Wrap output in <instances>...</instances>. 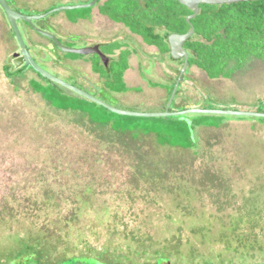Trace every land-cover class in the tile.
Returning a JSON list of instances; mask_svg holds the SVG:
<instances>
[{"label":"rangeland","instance_id":"obj_1","mask_svg":"<svg viewBox=\"0 0 264 264\" xmlns=\"http://www.w3.org/2000/svg\"><path fill=\"white\" fill-rule=\"evenodd\" d=\"M6 1L33 16L90 0ZM89 9L34 22L87 16ZM17 25L37 65L78 87L54 71L58 57L68 56L55 48V66L42 63L37 56L47 57L40 47L48 39H29ZM13 38L0 9V264H21L30 254L42 264H156L163 253L169 264H264V118L169 117H200L205 124L222 119L218 128L190 127L193 148L187 150L159 145L153 133L119 134L117 128H169L157 118L120 115L101 126L79 112L52 108L29 86L30 79L44 84L31 67L16 74ZM58 40L69 48L84 44ZM191 70L193 79L184 84L190 108L264 110V61H248L230 79ZM153 110L127 111L161 112ZM186 143L182 136L179 144Z\"/></svg>","mask_w":264,"mask_h":264},{"label":"trees","instance_id":"obj_2","mask_svg":"<svg viewBox=\"0 0 264 264\" xmlns=\"http://www.w3.org/2000/svg\"><path fill=\"white\" fill-rule=\"evenodd\" d=\"M199 9V14L191 20L194 34L184 43V48L189 56L187 69L195 67L210 80L230 79L248 61L252 59L264 61V0L216 6L200 5ZM91 10L92 8L89 9V14L82 18H88ZM98 11L113 22L123 24L131 33L140 36L147 45L157 46L165 54L169 53L166 43L169 34H184L189 31V25L185 19L191 14V11L174 0H107L98 6ZM77 19L78 17H75L71 21L75 22ZM158 29L163 30L164 33L158 32ZM119 48L118 45L111 46L107 50L108 54ZM65 55L71 59L82 57L72 54ZM128 56L127 51L120 52L116 60H110L106 68L102 66L99 58L94 56L96 58L92 61V71L104 80V89L113 93L126 91L123 73L128 68ZM173 61L178 63L179 68L168 91L169 96L183 63L182 60ZM24 67L29 66L18 68L16 74L22 73ZM187 69L182 75L179 86L187 75ZM38 77L43 79L40 75ZM43 80L44 84L33 80L28 83L34 93L40 94L43 100L56 110L79 112L86 115L90 122L101 126L109 125L110 117L116 116L105 108L52 84L47 79ZM177 95L178 89L175 96ZM255 111L264 112L260 107ZM156 120L168 126L169 129L163 131L162 128L157 130L139 127L124 130L117 128L115 132L125 134L136 131L137 134L142 133L143 135L153 133L159 145L187 150L193 148L190 127L218 128L222 124V119L215 124H205L200 117L190 120L191 122L177 118H157ZM111 129L113 130L112 127ZM182 136L187 137L186 145L179 144ZM166 258L163 253L161 257H158L156 264H169V260ZM19 260L22 261L21 264H42L36 254L26 255ZM71 260L74 264H100L96 260L89 259Z\"/></svg>","mask_w":264,"mask_h":264},{"label":"crops","instance_id":"obj_3","mask_svg":"<svg viewBox=\"0 0 264 264\" xmlns=\"http://www.w3.org/2000/svg\"><path fill=\"white\" fill-rule=\"evenodd\" d=\"M89 16L92 17V21L88 19L89 17L82 18V16H78L75 22H72L70 18H66L57 20L52 24L60 25L58 30L61 36L79 34L88 37L94 36L95 38H99L97 35L100 28L105 25L112 32V39H82L80 41L84 42V44L79 46V48L88 47L91 43H106V49L108 50L111 46L118 45L119 49L107 55L109 62L110 60H116L121 50L127 51L129 53L128 68L123 73L125 92L113 93L104 89V80L92 71L93 59L88 57L79 59L58 57L61 64L57 66L54 64V59L45 57L40 52L37 57L47 66H55L54 71L58 76L68 79V81H73L82 90L95 95L106 103H110L113 107L133 110L138 106H142L145 109L152 108L154 109L153 111L163 112L169 99L168 91L179 68L178 63L173 61L169 53H162L157 46L147 45L140 36L131 33L122 24L103 20L98 14L97 7L91 10ZM117 31H122L126 38L118 39ZM69 41L79 42L77 39H69ZM35 44L38 45L39 43L36 42ZM191 69L201 72L195 67H191L188 70L186 76L190 77H186V81L180 84L175 103L171 102L173 111L190 108V105L194 104L189 101L186 93H184L185 82L193 79L189 75V72H192ZM30 80L40 82L35 79Z\"/></svg>","mask_w":264,"mask_h":264},{"label":"water","instance_id":"obj_4","mask_svg":"<svg viewBox=\"0 0 264 264\" xmlns=\"http://www.w3.org/2000/svg\"><path fill=\"white\" fill-rule=\"evenodd\" d=\"M99 0H91L88 3L80 4V5H72V6H61L56 7L54 9H51L50 11H47L44 14L40 15H24L21 14L18 11H15L10 8L6 0H0V8L3 11L4 15L6 16V19L9 23V26L15 36V40L19 46L20 52L14 53L12 56L14 58L13 65L16 68H20L21 66H29L35 71L38 75H40L43 79H47L52 84H56L67 91L77 95L78 97L85 99L89 102H92L98 106H101L105 108L107 111L120 116L125 117H135V118H169V117H179L184 116L188 114H201V115H218V116H240V117H255V118H264V112H254V111H234V110H210V109H200V108H187L179 111H169V105L173 101L176 91L179 87L180 80L182 78V75L185 73L187 66H188V52L184 48V43L192 37L194 34V28L191 24V20L195 18L199 14V6L200 5H226V4H237L242 2H250L252 0H174L183 5L185 8L191 11V14L186 17V23L189 25V31L184 34H178V33H171L167 36L166 42L169 47V54L170 57L173 60H182V66L179 70L178 77L176 79V82L173 86V89L171 91V94L169 96L167 106L163 112H135V111H127L122 110L119 108L112 107L108 105L107 103L103 102L102 100L98 99L97 97L89 94L88 92L82 90L81 88H78L76 86H73L70 83H67L41 67L37 65V63L33 60L30 53L28 52V49L26 47V44L24 40L22 39L21 33L19 31L17 22L23 21L25 23H31L35 20H41L45 18L46 16L60 11H72L77 9H88L94 7ZM42 35L45 37H48L49 40H51L54 45L64 54H72V55H78L82 57L90 56V55H96L101 64L106 68L108 67L109 58L106 57L99 49L98 45L94 46H88L84 48H69L64 47L60 44L59 40L53 36L50 33L41 32Z\"/></svg>","mask_w":264,"mask_h":264},{"label":"flooded vegetation","instance_id":"obj_5","mask_svg":"<svg viewBox=\"0 0 264 264\" xmlns=\"http://www.w3.org/2000/svg\"><path fill=\"white\" fill-rule=\"evenodd\" d=\"M91 1V0H90ZM89 1V2H90ZM105 1H107V0H99L98 2H97V11H98V6H100V5H102ZM12 2V1H11ZM8 3V2H7ZM13 4V3H12ZM9 5V4H8ZM14 5V4H13ZM95 5V6H96ZM15 6V5H14ZM18 7V6H17ZM11 8V7H10ZM1 9V8H0ZM11 9H13V10H15V11H17V9H14V8H11ZM19 12V11H18ZM44 13H46V12H44ZM44 13H42V14H44ZM22 14V13H21ZM98 14L101 16V18L103 19V20H105V21H108V22H113L111 19H109L107 16H105V15H102V14H100L99 13V11H98ZM92 17H90L89 16V18L88 19H91ZM35 21H37V20H35ZM91 21H92V19H91ZM8 22V21H7ZM18 22H21L22 23V29H23V31H24V33H26V36H27V38H29V39H32V34H36V35H38V36H40V37H42V39H48V41H49V45H47V46H41L40 48H41V50L42 51H44V52H46V54H47V57H49V58H52V56L50 55L51 53H54V49L56 48V49H58L55 45H54V43L51 41V40H49V38L48 37H45L44 35H42L41 33H39L38 31H41V32H45V33H49L50 31H51V33L53 32V33H56L58 36H59V38H57V36H55V35H53V36H55L57 39H61V38H64V39H77V40H82V39H112L113 37H112V32L111 31H109V29L105 26V25H102V28H100V31H99V33H98V35H97V37H99V38H95L94 36H92V37H88V36H86V35H79V34H76V35H73V34H69V35H66V36H61L60 35V33H59V28H60V25L59 24H57V25H54V24H52V23H48V22H45V23H43V24H36L34 21H32L31 23H25V22H23V21H18ZM18 22H17V24H18ZM121 24V23H120ZM8 25H9V23H8ZM123 25V24H122ZM123 27H125L124 25H123ZM9 28H10V26H9ZM10 31L12 32V30H11V28H10ZM13 33V32H12ZM117 38L118 39H125L126 37H125V35L123 34V32L122 31H117ZM13 39H15V36H14V34H13ZM94 45H98L99 46V49H100V51L107 57V55H108V53H107V49H106V47H107V44L106 43H91L90 44V46H94ZM123 50H121L120 52H122ZM19 52H20V49H19ZM13 55V54H12ZM93 56H96V55H93ZM13 60H14V58H13V56H12V59H11V62H12V64H13ZM103 66V65H102ZM22 67V66H21ZM104 67V66H103ZM37 75V74H36ZM38 76V75H37Z\"/></svg>","mask_w":264,"mask_h":264}]
</instances>
